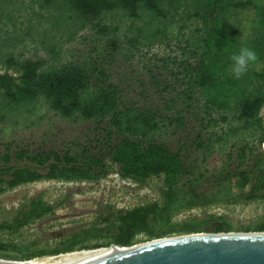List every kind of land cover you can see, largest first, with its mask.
Wrapping results in <instances>:
<instances>
[{
	"label": "rangeland",
	"instance_id": "1",
	"mask_svg": "<svg viewBox=\"0 0 264 264\" xmlns=\"http://www.w3.org/2000/svg\"><path fill=\"white\" fill-rule=\"evenodd\" d=\"M155 2L162 16L138 3L135 17H130L127 9L115 6L87 21L67 0H0V75L18 78L21 64L33 60L41 62L40 73H52L67 65L83 68L89 83L80 94L82 102L94 99L105 86H112L122 121L148 110L163 121L156 120L157 127L147 130L143 140L179 149L187 164L196 166L198 171L205 170L206 179L196 192L213 197L209 203L192 208H185L182 200L176 202L170 211L171 224L212 219L223 221L231 233L264 227V198H240L234 178L221 187L212 180L220 169L233 171V166H224L226 157L233 156L243 144L264 157L261 146L256 145L254 127L237 118V102L252 94L259 84V61L239 78L241 90L225 97V107L218 109L207 103L211 99L223 100L227 90L223 80L232 76L231 56L241 47H249L264 0H232L231 5L223 7L219 16L227 28L236 30L238 44L223 54V69L216 77L218 94L215 88H195L190 102L181 95L186 86L176 70L183 60L193 62L215 52L213 43L205 40L207 30L215 24L207 16L211 1ZM16 83L20 84L18 80ZM169 99L173 104L167 103ZM177 116L183 125L175 130L167 123ZM118 139L108 114L82 118L74 112L64 117L50 109L48 100L41 95L11 103L0 90V166L23 164L13 158L19 149L34 153L67 151L77 158H102ZM5 155L11 160L6 164ZM153 200L148 188L114 172L84 181L42 178L12 188L1 186L0 223L11 222L30 202L44 203L50 211L15 231L0 229V259L18 261L36 252L59 249L71 236L90 227H102L103 219L114 211L129 210ZM202 233H211L210 227ZM114 234L101 233L74 246L72 252H79V247L88 251L93 245L99 249L109 247L103 245L111 242ZM179 236L187 235L171 233L163 238ZM151 240L138 235L131 245Z\"/></svg>",
	"mask_w": 264,
	"mask_h": 264
},
{
	"label": "trees",
	"instance_id": "2",
	"mask_svg": "<svg viewBox=\"0 0 264 264\" xmlns=\"http://www.w3.org/2000/svg\"><path fill=\"white\" fill-rule=\"evenodd\" d=\"M210 1L211 9L207 16L208 19H213L215 24L207 30L205 40L213 43L215 52L206 53V58L199 56L193 62L183 60L178 63L176 70L177 76L180 74L178 77L184 79L186 86V89L181 91V95L189 102L193 100L192 91L195 88L206 90L215 88L218 94L219 84L216 83V77L223 69V54L238 44L236 30L227 28L224 19L219 16L223 7L231 5L232 0ZM67 2L87 21L94 20L102 10H109L115 6L127 9L128 15L135 17L138 3H142L154 15L162 16L155 0H67ZM249 48L258 55L259 73L256 74V78L259 84L254 87L252 94L241 97L237 102V118L244 124L254 127L256 145L260 147L264 142V130L259 126L256 112L264 101V9L257 15V31ZM40 67L39 60L25 61L20 66L18 78L6 74L0 75V90L5 99L11 103H18L41 95L48 100L50 109L64 117H69L74 112L82 118L108 114L110 125L119 139L102 158L100 156L77 158L67 151L49 150L34 153L19 149L13 153V158L23 164L0 166V187L12 188L42 178L92 180L105 176L108 172H114L121 178L131 179L148 188L153 193L154 200L129 210L114 211L103 219L102 227L87 228L80 234L65 240L59 249L36 252L23 260L74 251V246L86 240L95 239L101 233H115L111 242L103 246L113 244L124 247L134 245L131 243L138 235L153 240L171 233L186 235L202 233L207 227H210L211 233H229V228L223 221L215 222L212 219L170 223V211L176 202L182 200L185 208H192L209 203L213 195L207 196L196 192L202 181L206 179L203 174L205 170L198 171L196 166L187 164L179 149L171 150L163 143L143 140L147 130L157 127L156 120L161 121L155 113L148 110L138 114L132 120L122 121V112L117 107L118 96L112 86H105L99 90L94 99L82 102L80 94L89 83L88 75L83 68L67 65L52 73H40ZM95 73L102 76L99 70H95ZM175 77L173 74V78ZM16 80L20 84H17ZM223 83L227 87L222 96L223 100L207 101L210 106L218 109L226 106L225 97L236 95L241 90L239 79H235L233 75L224 78ZM167 103L173 104V101L169 99ZM133 124L139 125L140 128H136ZM167 125H173L176 130L183 125L182 118L179 116L169 118ZM3 161L6 164L11 160L5 155ZM224 166L227 168L233 166V171L220 169L212 179L216 187H221L234 178L233 184L239 191L240 198L247 200L264 198V157L261 154L255 153L250 146L243 144L236 149L233 156L226 157ZM49 211L50 207L44 203L30 202L28 206L16 213L11 222L0 223V229L15 231L30 220L38 219ZM255 229L257 230L251 231L246 228L243 232L264 231V227ZM2 248L3 246L0 245V249Z\"/></svg>",
	"mask_w": 264,
	"mask_h": 264
},
{
	"label": "water",
	"instance_id": "3",
	"mask_svg": "<svg viewBox=\"0 0 264 264\" xmlns=\"http://www.w3.org/2000/svg\"><path fill=\"white\" fill-rule=\"evenodd\" d=\"M202 235L155 242L135 250L51 258L29 264H264V235L249 232ZM5 263L0 259V264Z\"/></svg>",
	"mask_w": 264,
	"mask_h": 264
},
{
	"label": "bare ground",
	"instance_id": "4",
	"mask_svg": "<svg viewBox=\"0 0 264 264\" xmlns=\"http://www.w3.org/2000/svg\"><path fill=\"white\" fill-rule=\"evenodd\" d=\"M231 233V232H229ZM250 233V232H249ZM202 234L205 233H201V234H196V235H188V236H179V237H174V238H161V239H156V240H151L150 242H146L144 244H140V245H132V246H128V249H118L117 245H110L109 247L106 248H102L99 249L100 246H97L96 248L90 249L88 251H79V252H71V253H60V254H55V255H46V256H41V257H35L29 260H23V261H11V260H6V259H2L3 261L7 262L5 264H29V263H33V262H37V261H41V260H45V259H51V258H59V257H73V256H86V255H101V254H106L112 251H128V250H135L137 248H142L145 246H148L150 244H153L155 242H160V241H165V240H171V239H181V238H195V237H199V236H204ZM255 234H261L264 235V232H258Z\"/></svg>",
	"mask_w": 264,
	"mask_h": 264
},
{
	"label": "clouds",
	"instance_id": "5",
	"mask_svg": "<svg viewBox=\"0 0 264 264\" xmlns=\"http://www.w3.org/2000/svg\"><path fill=\"white\" fill-rule=\"evenodd\" d=\"M258 60L257 53L249 47H241L238 53L231 56V73L235 79L241 78L249 69V66Z\"/></svg>",
	"mask_w": 264,
	"mask_h": 264
},
{
	"label": "built area",
	"instance_id": "6",
	"mask_svg": "<svg viewBox=\"0 0 264 264\" xmlns=\"http://www.w3.org/2000/svg\"><path fill=\"white\" fill-rule=\"evenodd\" d=\"M256 119L258 120L260 128L264 130V101L260 104L256 112ZM261 149L264 151V142L261 144Z\"/></svg>",
	"mask_w": 264,
	"mask_h": 264
}]
</instances>
